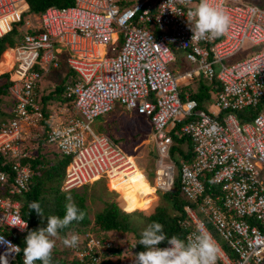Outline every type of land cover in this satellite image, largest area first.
I'll return each mask as SVG.
<instances>
[{"label": "built area", "instance_id": "2783aa9c", "mask_svg": "<svg viewBox=\"0 0 264 264\" xmlns=\"http://www.w3.org/2000/svg\"><path fill=\"white\" fill-rule=\"evenodd\" d=\"M125 1L74 0L28 14L25 0H0V37L21 17L23 29L9 56L10 117L0 122V186L6 185L9 194L0 196V264H13L18 254L9 246L18 245L2 229L19 234L28 229L12 196L28 187V140L35 146L40 135L69 158L62 191L99 179L128 180L134 163L147 179L135 155L90 126L115 103L149 123L155 189L170 190L178 177L179 193L187 201L183 216L176 218L181 239L202 226L221 249L217 264H264V8L212 0L231 16L228 32L211 41H191L185 16L199 0L187 6L179 0ZM247 42L263 47L229 62ZM60 59L74 74L62 93L71 112L58 104L44 118L34 89ZM177 59L183 66L173 72L170 65ZM196 79L217 85L205 109H196L187 93L180 96V88ZM170 132L190 141V155L177 165L168 155ZM73 234L79 237L77 246L62 242L65 260L101 264L112 257L108 236L87 229L69 232L63 240Z\"/></svg>", "mask_w": 264, "mask_h": 264}, {"label": "trees", "instance_id": "16d2710c", "mask_svg": "<svg viewBox=\"0 0 264 264\" xmlns=\"http://www.w3.org/2000/svg\"><path fill=\"white\" fill-rule=\"evenodd\" d=\"M27 4V11L26 13H33L39 14L42 12L46 7L55 6V7H62L74 4V0H25ZM23 34L22 29V17L13 25L11 29L0 37V122L6 120L10 117L9 110L12 106L11 101L7 95L6 87L9 84L8 75L10 67V63L5 55V52L12 48L13 44L19 40V38ZM8 65V68L5 67ZM64 62L63 59H60V63L57 67L58 70L63 67ZM52 71V70H51ZM49 71L48 73H51ZM66 74L70 78H62L56 81L54 87L47 91L44 95H39L40 88H35L34 98L40 102L42 105L41 109L43 112L44 118L47 116L49 111L48 103L50 98H58L63 99L62 96L64 86L66 85L67 81H73L74 74H70V70L66 68ZM47 74V73H46ZM45 74V75H46ZM203 79H196L194 81L189 82L187 85L183 86L186 87V91H180L181 98L183 97L184 93H187L189 98L195 100L196 109H205L206 104L208 103V99H210V92L217 90V85L215 83L208 84V88L204 85H201V82H204ZM195 82V83H194ZM207 82V81H206ZM195 84V90L192 91L190 86ZM204 92V95L202 94ZM9 100L8 108L1 109L3 106L4 100ZM71 112V109H70ZM101 117V116H98ZM44 129H47L45 126ZM45 133H42L43 136ZM173 143L168 149L169 157L174 161V164H178V159L180 157H185L187 154L190 155L189 152V140L183 134H176L174 132H170ZM45 137V135H44ZM44 139L40 138V135L36 138V152L31 155V157H25L26 160L31 168V176L29 178L28 187L25 191L21 193H17L12 195L18 202H19V210L22 218H24L28 222V229L25 234H19L11 229L3 228V233L6 234L11 240L16 243L19 247V251L17 257L13 264H20L21 258L23 256V248L25 247V238L30 231L37 230L40 227L47 226V217L51 215L58 216L63 218L66 213L65 205L68 203V197H71L72 201L77 205V207L84 212V218L82 221L76 222L73 221L72 224L60 231L59 237L63 240L64 236L69 232H77L81 233L84 230L88 229V223L90 222L89 218V207L85 203L86 201V193L84 191L77 192L75 188L62 191L60 190V183L64 174V168L67 163L66 157L62 156L58 153H53L52 156H48L45 152L40 153L41 145L43 144ZM28 150V148H27ZM140 182L139 180L133 181ZM87 185V184H86ZM6 185L3 187L0 186V196H8L9 194L6 191ZM78 188V187H77ZM171 191H164L161 193L162 198L160 199L161 203H156L155 205L150 206L149 210L145 211L148 214L146 215V219L148 221V225L152 224L153 222H158L163 225L164 232L169 236H178L182 238L183 230L176 224V218L183 216V209L184 206L187 204V201L180 195L179 188H178V177L177 175L174 176ZM131 191L136 190L135 188L129 189ZM155 190V189H154ZM154 193V191H152ZM13 198V199H14ZM145 198H147L145 196ZM140 200H144V197L141 195ZM32 202L39 203L40 207L43 209L44 212V219L41 220V217L36 214V212L29 208V204ZM126 200H122V203L117 200H107L104 201L103 207L94 213L93 216V224L97 226L99 230H102L103 233L106 234L107 231H116V232H127L132 231L131 226V218L130 214L136 211H140L141 207L139 206H127ZM123 206V209L126 211H122L120 206ZM129 214V215H128ZM137 240L133 244L132 250V260L121 262L119 260L112 259V257H108L101 262V264H135V254L144 251V247L139 245L140 235H136ZM63 242V241H62ZM166 243L162 242L160 245ZM116 248V250H115ZM64 250L62 247L60 250L54 248L52 253V262L51 264H78L73 259L65 260ZM114 253L118 251V247L113 246L111 248V255L112 252ZM59 252L63 253L59 255ZM35 264H41L40 261H36Z\"/></svg>", "mask_w": 264, "mask_h": 264}, {"label": "rangeland", "instance_id": "374dc122", "mask_svg": "<svg viewBox=\"0 0 264 264\" xmlns=\"http://www.w3.org/2000/svg\"><path fill=\"white\" fill-rule=\"evenodd\" d=\"M136 1L138 0H127L124 3L131 4ZM241 2L255 4L264 8V0H241ZM31 20H33V18H31ZM262 47L263 45L261 44H252L250 42H247L228 60L229 62L240 60L245 56L261 50ZM180 63L181 61L177 59L175 63L170 65V68L173 70V72L177 70L176 67H180V69L182 68L183 65H181ZM5 67L8 68V65H5ZM187 68L189 67L184 66L183 69ZM66 73V66L63 65L62 68L58 70H52L51 73H47L46 75H44L39 83V95L40 93L41 95H44L45 93H47V91L51 90L54 87V84H56V81L62 78H70ZM69 75L73 76V73L70 71ZM194 83L192 86H190L192 91L195 90ZM208 84L209 83L206 81L201 82V85H204L207 88ZM180 91L181 93L187 92L186 87H181ZM202 94L204 95V92H202ZM48 101L49 103L47 105L49 111L52 110V106L55 107L58 104L64 107H66L67 105L70 108V103L65 98H50ZM209 102H211V99H208V103ZM8 103L9 100H6L5 98L1 109H7ZM69 108L67 107L68 111H70L71 109ZM90 126L95 132L107 135L123 152L129 155H135L136 162L140 165V168L144 171L148 179H146L142 171L135 163L134 169L131 171V175L129 176L128 180L120 181L119 179L111 178L109 181L105 182L104 179H99L93 183L75 188L77 192L84 191L86 193L85 203L89 207L90 218V222L87 224L88 229L97 234L108 236L112 240L114 246L118 247L117 253H114V251L112 252V259L119 260L121 262L132 260L131 248L137 240L136 235H140L141 232L148 226V221L146 219V215L148 213L145 211L149 210L150 206L155 205L156 203L162 204L160 199L162 198L161 193L164 192L161 190H154L155 187L152 181V178L154 176L152 174V171L155 169L156 155L154 148L151 147L150 141L146 140L149 135L150 126L144 116L136 114L135 112H133V110H126L117 103L114 104L111 111L102 115L101 117L95 118ZM27 144L28 146H31L30 148H28L29 153L31 155L34 154L36 152L37 145L34 146V142L32 140H28ZM54 149L55 148L53 145L43 143L41 145L40 153L45 152V154H48V156L50 157L53 155V153H57ZM64 157H66L67 161L69 160L67 156ZM134 180H139L141 183L137 185L135 182V184H133L132 181ZM133 188H135L136 190L132 192L129 191V189ZM172 189L173 188H171V190ZM152 191H154V193ZM141 195L144 197L145 201L140 200ZM145 196L147 198H145ZM132 198H134L135 200L131 201ZM112 199L116 202L118 199L126 200V203H128L127 206L135 205L141 207L140 211H136L130 214L132 231H107L105 234L102 232V230H99L97 226L93 224L92 220L94 213L98 212L103 207L104 201ZM216 238L219 240L218 236H216ZM61 247L62 239L58 237L56 238L55 248L57 250H60ZM62 254L63 253L59 252V255Z\"/></svg>", "mask_w": 264, "mask_h": 264}, {"label": "clouds", "instance_id": "9594fccd", "mask_svg": "<svg viewBox=\"0 0 264 264\" xmlns=\"http://www.w3.org/2000/svg\"><path fill=\"white\" fill-rule=\"evenodd\" d=\"M179 2L187 6L191 0ZM185 17L193 33L191 41L214 40L226 34L231 26V16L222 7L215 6L212 0H199L195 8L187 10ZM67 199L63 218L48 216L46 227L28 233L24 241L23 264H35L36 261L51 264L56 238L59 237L60 231L68 228L73 221L83 220L84 212L77 207L71 197ZM29 208L31 211L34 210L41 220L44 219V212L39 203H30ZM16 223L14 221V226ZM78 240V235L73 234L70 239L65 238L63 243L65 246L75 247ZM165 241L168 246L159 247ZM139 245L144 247V251L135 254V264H217L221 254L217 242L202 226L185 240L175 235L169 237L164 232L162 224L153 222L141 232ZM9 246L19 251L18 246Z\"/></svg>", "mask_w": 264, "mask_h": 264}, {"label": "bare ground", "instance_id": "6f19581e", "mask_svg": "<svg viewBox=\"0 0 264 264\" xmlns=\"http://www.w3.org/2000/svg\"><path fill=\"white\" fill-rule=\"evenodd\" d=\"M10 50H11V49H9L8 51H6V52H5V55H6V57H7L8 61H9L10 65H11V60L9 59V56H10V53H11Z\"/></svg>", "mask_w": 264, "mask_h": 264}, {"label": "crops", "instance_id": "0c3cea01", "mask_svg": "<svg viewBox=\"0 0 264 264\" xmlns=\"http://www.w3.org/2000/svg\"><path fill=\"white\" fill-rule=\"evenodd\" d=\"M54 70V69H53ZM135 164V163H134ZM136 168V167H135ZM133 182V181H132ZM141 182H136V184L138 185V184H140ZM133 184H135V183H133ZM155 189V188H154ZM129 191H131V190H129ZM135 191V190H134ZM132 192V191H131ZM133 194V193H132ZM134 196V195H133ZM123 197H125V196H123ZM135 199L134 198H132L131 199V201H134Z\"/></svg>", "mask_w": 264, "mask_h": 264}]
</instances>
